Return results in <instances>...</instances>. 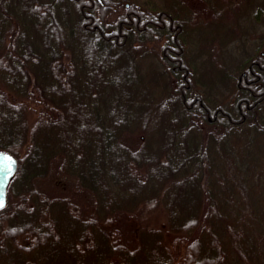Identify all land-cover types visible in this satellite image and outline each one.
I'll return each mask as SVG.
<instances>
[{
    "label": "trees",
    "instance_id": "obj_1",
    "mask_svg": "<svg viewBox=\"0 0 264 264\" xmlns=\"http://www.w3.org/2000/svg\"><path fill=\"white\" fill-rule=\"evenodd\" d=\"M191 23L152 1L0 0V150L17 159L0 264H264V33L216 103ZM125 51L159 62L148 117Z\"/></svg>",
    "mask_w": 264,
    "mask_h": 264
},
{
    "label": "rangeland",
    "instance_id": "obj_2",
    "mask_svg": "<svg viewBox=\"0 0 264 264\" xmlns=\"http://www.w3.org/2000/svg\"><path fill=\"white\" fill-rule=\"evenodd\" d=\"M130 1V0H125ZM142 3L157 2L161 6L176 13L179 17L188 18L191 15L195 23L188 27V52L190 62L196 67V76L207 91L209 98L216 103L227 101L228 86L223 75L236 65L245 51L255 47L264 33V22L257 20V13H264V0H131ZM258 11V12H257ZM264 18V17H263ZM243 40V41H242ZM150 49L151 45H147ZM264 50V44L260 46ZM116 53L118 64L130 65L132 70L127 80L136 83L127 90L133 89L132 94L143 98L134 106L136 117H148L151 110L149 99L156 98L162 92L164 78L160 75L159 62L152 52L133 54V52ZM119 54V55H118ZM155 60V61H154ZM159 68H158V66ZM224 65L220 68L219 65ZM128 74V73H127ZM123 78H126L123 76ZM216 95V96H213ZM155 120L160 118L161 123H170L171 115L167 109L156 110ZM149 136L146 142L148 151H159L160 142ZM256 148L264 161V136L256 138ZM46 188L53 189L64 186L59 178H48L41 182ZM78 199H81L80 197ZM157 211L154 213L156 215ZM163 220V217L156 222Z\"/></svg>",
    "mask_w": 264,
    "mask_h": 264
},
{
    "label": "water",
    "instance_id": "obj_3",
    "mask_svg": "<svg viewBox=\"0 0 264 264\" xmlns=\"http://www.w3.org/2000/svg\"><path fill=\"white\" fill-rule=\"evenodd\" d=\"M101 2V0H98ZM17 169V159L11 153L0 150V209L6 204L7 186Z\"/></svg>",
    "mask_w": 264,
    "mask_h": 264
}]
</instances>
